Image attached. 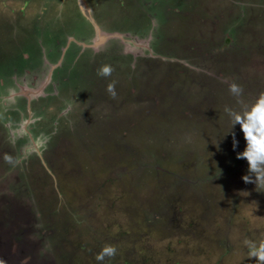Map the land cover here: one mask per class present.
<instances>
[{"label":"rangeland","instance_id":"obj_1","mask_svg":"<svg viewBox=\"0 0 264 264\" xmlns=\"http://www.w3.org/2000/svg\"><path fill=\"white\" fill-rule=\"evenodd\" d=\"M233 82L264 93V0H0V264H255Z\"/></svg>","mask_w":264,"mask_h":264},{"label":"clouds","instance_id":"obj_2","mask_svg":"<svg viewBox=\"0 0 264 264\" xmlns=\"http://www.w3.org/2000/svg\"><path fill=\"white\" fill-rule=\"evenodd\" d=\"M112 71L111 66L104 65L98 70V75L106 77L111 75ZM113 88V85L108 86L109 93L114 97ZM229 91L234 97L238 98V103H241L239 109L226 108V112L232 122L229 132L236 125H239L245 140L243 151L236 153L237 159L246 160L248 164L247 174L243 175L242 179L245 183H254L256 189L260 188L261 191H264V93H261L253 103L245 105L239 100L243 95V88L239 84L231 83ZM232 136L233 149L235 150L239 142L234 132H232ZM4 160L14 167L21 163L20 160L14 159L8 154L4 155ZM244 244L248 249L247 257L254 258L255 264H264V239L259 242L245 239ZM116 254L117 248L106 244L95 255V259L98 264H104L106 258H113Z\"/></svg>","mask_w":264,"mask_h":264},{"label":"bare ground","instance_id":"obj_3","mask_svg":"<svg viewBox=\"0 0 264 264\" xmlns=\"http://www.w3.org/2000/svg\"><path fill=\"white\" fill-rule=\"evenodd\" d=\"M99 40H101V38H98Z\"/></svg>","mask_w":264,"mask_h":264},{"label":"water","instance_id":"obj_4","mask_svg":"<svg viewBox=\"0 0 264 264\" xmlns=\"http://www.w3.org/2000/svg\"><path fill=\"white\" fill-rule=\"evenodd\" d=\"M81 4V3H80ZM81 6H82V4H81Z\"/></svg>","mask_w":264,"mask_h":264}]
</instances>
